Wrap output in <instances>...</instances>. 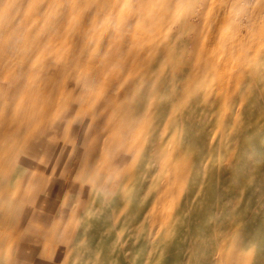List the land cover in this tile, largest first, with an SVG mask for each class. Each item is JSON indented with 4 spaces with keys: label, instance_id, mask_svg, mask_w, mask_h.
<instances>
[{
    "label": "rangeland",
    "instance_id": "1",
    "mask_svg": "<svg viewBox=\"0 0 264 264\" xmlns=\"http://www.w3.org/2000/svg\"><path fill=\"white\" fill-rule=\"evenodd\" d=\"M0 264H264V0H0Z\"/></svg>",
    "mask_w": 264,
    "mask_h": 264
},
{
    "label": "crops",
    "instance_id": "2",
    "mask_svg": "<svg viewBox=\"0 0 264 264\" xmlns=\"http://www.w3.org/2000/svg\"><path fill=\"white\" fill-rule=\"evenodd\" d=\"M4 131H5V132H10L11 130H10V129H5Z\"/></svg>",
    "mask_w": 264,
    "mask_h": 264
}]
</instances>
